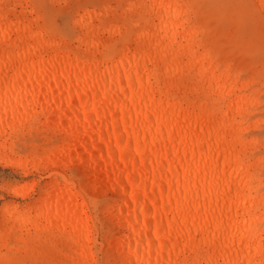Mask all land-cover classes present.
Listing matches in <instances>:
<instances>
[{
  "label": "bare ground",
  "instance_id": "obj_1",
  "mask_svg": "<svg viewBox=\"0 0 264 264\" xmlns=\"http://www.w3.org/2000/svg\"><path fill=\"white\" fill-rule=\"evenodd\" d=\"M141 4L153 22L109 58L59 52L41 31L0 17V110L39 99L44 122L68 137L61 156L73 155L82 170L75 192L49 185L41 210L70 223L82 251L87 233L79 229L88 224L78 195L100 185L108 192L104 240L118 264H264L259 160H246L255 141L242 135L252 101L238 94L247 84L198 51L179 0ZM85 27L86 36L96 31ZM187 72L194 90L223 105L176 98L175 80Z\"/></svg>",
  "mask_w": 264,
  "mask_h": 264
},
{
  "label": "rangeland",
  "instance_id": "obj_2",
  "mask_svg": "<svg viewBox=\"0 0 264 264\" xmlns=\"http://www.w3.org/2000/svg\"><path fill=\"white\" fill-rule=\"evenodd\" d=\"M187 24L194 28L199 52L206 53L218 71L246 83L240 95H248L243 132L255 141L248 162L256 164L258 185L264 191V1L262 0H179ZM82 14L91 18L78 23ZM4 22H21L31 32L41 31L45 40L56 42V50L109 58L121 46H134L137 33L153 22L141 0H0ZM95 33L85 35V24ZM84 24V25H83ZM93 43L87 51L82 40ZM11 75V74H10ZM7 78L0 75V93ZM176 98L205 100L214 106L215 95L192 88V72L176 78ZM14 93H18L21 84ZM23 104L4 114L0 110V264H118L109 254L104 235L108 221L102 211L108 192L100 185H86L83 215L87 228L84 248L69 237L70 223L49 218L41 210L39 197L49 190L68 187L76 191L82 170L73 155L61 156L69 144L67 135L44 122L39 99H23ZM220 106L223 104L218 103ZM81 179V178H80ZM66 180V181H65ZM82 180V179H81ZM83 181H88L83 179ZM264 224V222H263Z\"/></svg>",
  "mask_w": 264,
  "mask_h": 264
}]
</instances>
